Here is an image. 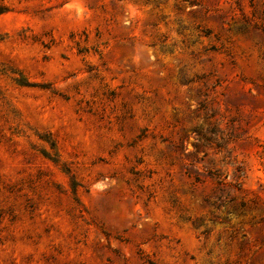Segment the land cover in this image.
<instances>
[{"label":"rangeland","instance_id":"obj_1","mask_svg":"<svg viewBox=\"0 0 264 264\" xmlns=\"http://www.w3.org/2000/svg\"><path fill=\"white\" fill-rule=\"evenodd\" d=\"M0 264H264V0H0Z\"/></svg>","mask_w":264,"mask_h":264}]
</instances>
